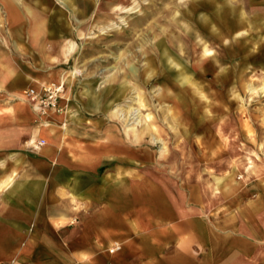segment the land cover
<instances>
[{
  "label": "rangeland",
  "instance_id": "374dc122",
  "mask_svg": "<svg viewBox=\"0 0 264 264\" xmlns=\"http://www.w3.org/2000/svg\"><path fill=\"white\" fill-rule=\"evenodd\" d=\"M91 2L49 3L71 27L51 38L60 39V53L46 35L12 45L0 2V61L11 77L52 78L28 88L61 87L55 106L44 108L82 134L111 140L120 164L133 148L136 187L149 164L178 179L232 174L242 183L264 169V0ZM22 91L5 97L27 100Z\"/></svg>",
  "mask_w": 264,
  "mask_h": 264
},
{
  "label": "crops",
  "instance_id": "0c3cea01",
  "mask_svg": "<svg viewBox=\"0 0 264 264\" xmlns=\"http://www.w3.org/2000/svg\"><path fill=\"white\" fill-rule=\"evenodd\" d=\"M0 2L12 45L46 35L60 53V39L51 38L72 32L50 8L52 0ZM36 10L47 14L36 17ZM3 64L0 264H264L263 168L248 182L232 178L217 186L221 177L178 179L149 164L136 187L133 146L120 164L117 146L102 134L63 124L54 108L45 120L30 101L8 100L5 95L52 78L24 72L13 78Z\"/></svg>",
  "mask_w": 264,
  "mask_h": 264
},
{
  "label": "built area",
  "instance_id": "2783aa9c",
  "mask_svg": "<svg viewBox=\"0 0 264 264\" xmlns=\"http://www.w3.org/2000/svg\"><path fill=\"white\" fill-rule=\"evenodd\" d=\"M59 87L56 88H45L42 87L41 90H36L34 88H28L22 91L21 95L30 101L34 107L39 108L38 111H43L45 106H55L57 99L59 98L58 92ZM36 108V110L38 109ZM45 142L44 139L38 141V145Z\"/></svg>",
  "mask_w": 264,
  "mask_h": 264
},
{
  "label": "bare ground",
  "instance_id": "6f19581e",
  "mask_svg": "<svg viewBox=\"0 0 264 264\" xmlns=\"http://www.w3.org/2000/svg\"><path fill=\"white\" fill-rule=\"evenodd\" d=\"M6 1V3L8 2V3H11L12 5H10V6H14V4H13V1L14 0H5ZM18 1H22V0H18ZM59 3H61V4H65V1L66 0H57ZM66 6V5H65ZM116 7V6H115ZM26 9H27V7H26ZM119 9V8H118ZM122 10V9H121ZM132 10V9H131ZM220 13V12H219ZM241 14H242V11H241ZM222 15V14H221ZM218 16V15H217ZM219 17V16H218ZM227 18V17H226ZM221 20V19H220ZM226 20V19H225ZM229 21V20H228ZM241 21V20H240ZM244 21V20H243ZM248 21V20H247ZM230 22V21H229ZM57 23V22H56ZM246 23V22H245ZM63 24V23H62ZM188 24V23H187ZM226 24V23H225ZM240 24V23H239ZM186 25V24H185ZM238 25V24H237ZM53 27V26H52ZM55 28H57V27H55ZM190 28V27H189ZM243 28V27H242ZM56 30V29H55ZM235 31V30H234ZM241 32V31H240ZM57 35V34H56ZM237 35V34H236ZM201 38V37H200ZM228 39V38H227ZM236 39V38H235ZM2 41V40H1ZM143 41V40H142ZM148 41V40H147ZM241 41V40H240ZM236 42V41H235ZM68 46H70V45H68ZM67 47V46H66ZM63 48V47H62ZM67 49V48H66ZM70 50V49H69ZM212 48L211 47H209V46H205L204 48H203V53L204 54H210V53H212ZM2 65H4L3 64V62H2ZM5 66H8V65H5ZM151 76V75H150ZM63 79V78H62ZM182 80V79H181ZM47 83V82H46ZM48 88V87H47ZM262 90L264 91V82H263V84H262ZM60 89H61V87H60ZM196 91V93H198V91H197V89H195ZM160 94V93H159ZM164 94V93H163ZM167 97V96H166ZM165 102V101H164ZM127 104H129V103H127ZM130 107V106H129ZM168 107V106H167ZM36 108H38V107H36ZM36 108H35V110H36ZM171 108H172V106H171ZM50 108H44L43 109V112L45 113H47L48 112V110H49ZM118 109H119V107H118ZM127 109V108H126ZM132 108H130V110H131ZM170 109V108H169ZM168 109V110H169ZM39 110V108L37 109V111ZM133 110H134V108H133ZM151 111V110H150ZM170 111H171V109H170ZM115 112V111H114ZM132 114V113H131ZM135 114H137V115H139L138 113H135ZM170 114V113H169ZM171 114H172V112H171ZM150 115V114H149ZM148 115V116H149ZM174 117V116H173ZM172 117V118H173ZM129 118H130V116H129ZM138 118V117H137ZM129 120V119H128ZM138 120V119H137ZM130 121V120H129ZM128 121V122H129ZM139 121V120H138ZM127 122V123H128ZM137 122V121H136ZM144 122V121H143ZM135 123V122H134ZM131 124V123H130ZM143 124V123H142ZM141 124V125H142ZM50 125V124H49ZM52 126V125H51ZM45 127V126H44ZM48 129V128H47ZM126 130V129H125ZM154 130V129H153ZM49 131V133L47 134V136H50L51 134H52V130L50 129V130H48ZM56 131H57V129H56ZM54 132V131H53ZM134 133V132H133ZM56 134V133H55ZM52 136V135H51ZM159 138V137H158ZM160 139V138H159ZM158 139V140H159ZM157 140V139H156ZM231 179H232V174H230L229 176H226L225 178H223V177H221V178H219V179H216V184H217V186L219 185V184H222V181H224L225 183H227V182H230L231 181ZM233 181V180H232ZM216 188H218V187H216Z\"/></svg>",
  "mask_w": 264,
  "mask_h": 264
}]
</instances>
